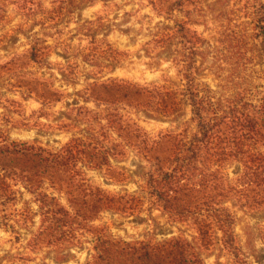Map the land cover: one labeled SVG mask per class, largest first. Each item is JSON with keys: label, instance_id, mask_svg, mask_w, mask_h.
I'll use <instances>...</instances> for the list:
<instances>
[{"label": "rangeland", "instance_id": "rangeland-1", "mask_svg": "<svg viewBox=\"0 0 264 264\" xmlns=\"http://www.w3.org/2000/svg\"><path fill=\"white\" fill-rule=\"evenodd\" d=\"M169 1L0 0V264H108L97 258L107 242L172 238L204 264H264V184L242 163L212 167L243 187L216 198L226 233L211 208L183 219L149 190L172 136L196 131L187 97L171 115L154 91L186 84L178 38L164 34L188 24L195 80L217 98L264 87L251 0H189L166 16Z\"/></svg>", "mask_w": 264, "mask_h": 264}, {"label": "trees", "instance_id": "trees-1", "mask_svg": "<svg viewBox=\"0 0 264 264\" xmlns=\"http://www.w3.org/2000/svg\"><path fill=\"white\" fill-rule=\"evenodd\" d=\"M183 3L190 4V1L170 0L166 3L165 15L172 16L173 11ZM245 6L254 21L259 52L264 58V3L261 0H251ZM186 25L188 24L179 22L171 35H163L169 39L173 36L178 38L182 50L177 54L185 63L184 90L181 94L161 87L154 91L161 105L168 108L171 115L179 113V96L187 97L191 107V121L195 124L196 131L191 137L182 134L172 136L168 155L163 159H155V169L148 174V187L162 204L163 211L175 212V215L183 219L196 217L203 208H211L208 216L216 214L220 230L226 233V228L232 227V217L227 209L218 207L220 204L216 198L227 200L228 194H240L243 187L225 186L219 167L228 161L242 163L247 179L251 177L252 183L264 184V152L261 151L264 148V93L261 88L264 87L250 88L226 99L217 98L210 89L200 86L193 72L196 47L195 43L185 41ZM147 92L149 91L145 93ZM141 93L137 88L134 95L141 97ZM214 166L218 169L213 170ZM228 180L226 176V183ZM202 187L218 193L216 196L205 194L200 197ZM204 224L205 222L201 223L203 226L199 236L206 234L203 232ZM233 239L234 235L230 234L225 237L224 242L225 247L235 254L237 249ZM105 244L102 251L97 252V258L107 260L108 264H204L197 248L187 239L146 242L138 247L122 243L123 248L109 242Z\"/></svg>", "mask_w": 264, "mask_h": 264}]
</instances>
